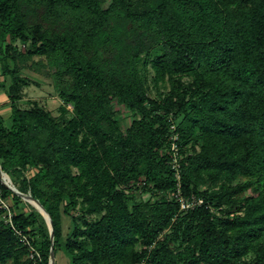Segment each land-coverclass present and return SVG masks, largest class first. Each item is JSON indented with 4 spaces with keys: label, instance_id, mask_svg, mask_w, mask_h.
Listing matches in <instances>:
<instances>
[{
    "label": "trees",
    "instance_id": "1",
    "mask_svg": "<svg viewBox=\"0 0 264 264\" xmlns=\"http://www.w3.org/2000/svg\"><path fill=\"white\" fill-rule=\"evenodd\" d=\"M0 43V90L12 78L0 163L13 182L36 169L18 187L50 214L55 252L64 241L71 264H264V0H0ZM36 54L69 76L71 88L59 89L74 105L69 118L36 99L20 105L21 70ZM149 65L170 84L162 97L149 93ZM115 100L134 114L127 127ZM171 113L183 115L179 179ZM0 186L22 200L1 175ZM134 188L203 202L181 209L178 197L138 200ZM3 214L0 264H49L43 215L13 213L42 254L35 259ZM64 215L74 228L63 239Z\"/></svg>",
    "mask_w": 264,
    "mask_h": 264
},
{
    "label": "rangeland",
    "instance_id": "2",
    "mask_svg": "<svg viewBox=\"0 0 264 264\" xmlns=\"http://www.w3.org/2000/svg\"><path fill=\"white\" fill-rule=\"evenodd\" d=\"M111 0H103V5L106 6L109 4ZM142 0H138V2H141ZM71 18L70 15H67L63 17L61 20V23L64 24L65 22L69 21ZM59 26L62 27V25L58 22ZM19 49L25 51V44L21 41H18L15 43ZM0 48H1V43H0ZM140 67H143L142 60L140 61ZM59 68L57 66V62L52 59L48 55H34L23 67H22V74L27 76L29 78V83L23 86V98L22 100L19 101L20 105L23 107L31 106L30 100L36 99L39 101V103L46 108L50 109L52 113L57 116V117H66L69 118L73 114L74 110V105L72 103H66L63 99V97L60 95L59 89L62 88L63 86H70L71 88V81L68 75H65L63 77L58 75ZM143 72V71H142ZM147 74V82L149 84L150 90L149 93L155 97H162L164 94H166L170 88V84L167 82L163 81H156L154 79L155 76V71L152 66L149 65V70L146 73ZM184 80L186 82H189L192 80L191 76L186 75L184 77ZM6 88L2 89L5 90L7 96V89L8 86L10 85L12 78L10 75L6 77ZM62 103L66 104L68 107L69 111L66 112L63 116L62 113V108L61 105ZM115 117L119 119L121 122V125L123 127H127L130 125L134 118L133 112L124 104L118 101L113 102L112 106ZM2 115L5 118L6 125H10L12 122V118L10 117V112H3ZM182 114L176 116L175 114L171 113L169 115V120L171 122L170 129H171V139H172V133L174 129L178 127V124L182 118ZM63 119V118H61ZM65 119H63L64 121ZM174 125V126H173ZM177 131V130H176ZM178 136L179 132L177 131ZM181 140L180 142H177L178 146V158L181 157ZM197 147H199L197 145ZM35 168H28L24 169L21 173V176H19L17 179V174L13 175V178L15 179V182L12 183L17 187V189L22 193L19 195L22 200L17 203L16 201L14 202L12 197L5 198L6 204L10 207V210L14 213L16 211H19L20 209H26L28 211L32 210H37L39 211L49 228L50 232V227L48 224V221L41 211V207L39 206L38 202L35 199L30 198V188L27 187L25 190L21 189L18 187L20 183L24 180V177H30L33 172H35ZM9 174V173H8ZM10 176V174H9ZM11 177V176H10ZM12 179V178H11ZM17 183V184H16ZM136 181H132L131 184L136 185ZM206 188V186H202V189ZM130 193H133L137 196L138 200H146V199H151L152 201L155 200L158 197H167V198H172V197H178V199L181 202V209H184L182 203L187 204L188 202L191 203L194 198L198 197L195 195H184L181 194V191L173 192V191H164V190H142L141 188H134V190H131ZM250 190L246 191V194H249ZM244 195V194H243ZM7 205H2L0 208L4 209V216L8 214V209ZM223 207L226 206H219L216 207L212 205V208L217 211V213L222 214ZM237 207H240L239 204H237ZM232 210L234 208H231ZM74 228V222L72 221L71 217L68 215H64V221H63V239L67 236L68 233H70ZM51 236V232H50ZM51 240V238H50ZM54 247H55V241H54ZM55 249V248H54ZM55 264H71V257L68 252H66L64 248V241L61 243L59 246L56 247V252H55ZM138 264V263H137Z\"/></svg>",
    "mask_w": 264,
    "mask_h": 264
},
{
    "label": "built area",
    "instance_id": "3",
    "mask_svg": "<svg viewBox=\"0 0 264 264\" xmlns=\"http://www.w3.org/2000/svg\"><path fill=\"white\" fill-rule=\"evenodd\" d=\"M177 139H178V133L174 129L172 133V140H171V149L173 150L172 166L175 168L176 177L179 179L180 178V162L178 158ZM202 202H203V199L201 197H196L194 198V200L191 201V203L190 202H188L187 204L182 203V205L184 209H186L190 206H193L196 203H202ZM2 205H7V204L5 202V197L2 194V187L0 186V207ZM7 209H8V214L6 215V219L11 224L12 228L14 229L15 233L17 234L21 242L28 246L29 255L32 258L41 259L42 254L40 250L32 243L31 236L28 233H26L22 228L16 226V224L13 221V212L10 210V207L8 205H7ZM138 264H154V263L143 260L139 262Z\"/></svg>",
    "mask_w": 264,
    "mask_h": 264
},
{
    "label": "water",
    "instance_id": "4",
    "mask_svg": "<svg viewBox=\"0 0 264 264\" xmlns=\"http://www.w3.org/2000/svg\"><path fill=\"white\" fill-rule=\"evenodd\" d=\"M0 175L2 177V180L5 184H7L15 193L18 195H21L22 193L17 189V187L12 183V179L9 176V174L5 171H3L1 163H0ZM30 198L35 199L39 206L41 207V211L45 215L49 227H50V232H51V247H50V258H49V264H55V249H54V241H55V233H54V226H53V221L51 219L50 214L47 213V210L43 206V204L39 201V199L35 198L32 194H30Z\"/></svg>",
    "mask_w": 264,
    "mask_h": 264
},
{
    "label": "crops",
    "instance_id": "5",
    "mask_svg": "<svg viewBox=\"0 0 264 264\" xmlns=\"http://www.w3.org/2000/svg\"><path fill=\"white\" fill-rule=\"evenodd\" d=\"M1 74H2V68H1V64H0V76H1ZM0 110H1L2 113L4 111L5 112H10V117L12 118V110H11L9 98H8L5 90H2V89L0 90ZM5 124H6V122H5Z\"/></svg>",
    "mask_w": 264,
    "mask_h": 264
}]
</instances>
